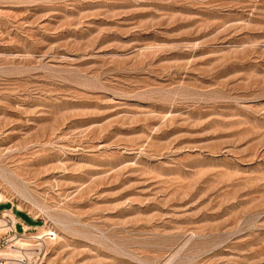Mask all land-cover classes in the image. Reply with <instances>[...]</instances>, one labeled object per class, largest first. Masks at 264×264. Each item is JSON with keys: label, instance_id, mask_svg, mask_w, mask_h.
I'll use <instances>...</instances> for the list:
<instances>
[{"label": "rangeland", "instance_id": "1", "mask_svg": "<svg viewBox=\"0 0 264 264\" xmlns=\"http://www.w3.org/2000/svg\"><path fill=\"white\" fill-rule=\"evenodd\" d=\"M0 191V264H264V0H0Z\"/></svg>", "mask_w": 264, "mask_h": 264}, {"label": "built area", "instance_id": "2", "mask_svg": "<svg viewBox=\"0 0 264 264\" xmlns=\"http://www.w3.org/2000/svg\"><path fill=\"white\" fill-rule=\"evenodd\" d=\"M0 203H1V201H0ZM4 218L6 220V224H11V226L13 225L12 220H11V217H9L8 215H6ZM10 232H13L14 235H19L18 230H17V224L16 223H14V229H10ZM7 242L8 241H3V240L0 239V249L2 247H5L8 244Z\"/></svg>", "mask_w": 264, "mask_h": 264}, {"label": "bare ground", "instance_id": "3", "mask_svg": "<svg viewBox=\"0 0 264 264\" xmlns=\"http://www.w3.org/2000/svg\"><path fill=\"white\" fill-rule=\"evenodd\" d=\"M0 192H1V191H0ZM0 201H2V202L4 201V196H3V194H1V193H0ZM5 212H7V211H5ZM5 212H4V213H5ZM17 245H18V244H17ZM20 245H21V244H20ZM13 250H14V249H13ZM14 252H15V251H14ZM18 252H19V251H18ZM2 255H3V254H2ZM2 255L0 254V256H2ZM3 257H4V256H3ZM5 257H8V255L5 256Z\"/></svg>", "mask_w": 264, "mask_h": 264}]
</instances>
